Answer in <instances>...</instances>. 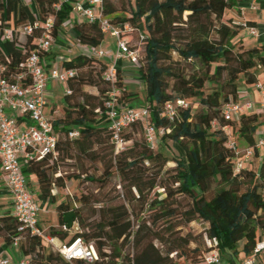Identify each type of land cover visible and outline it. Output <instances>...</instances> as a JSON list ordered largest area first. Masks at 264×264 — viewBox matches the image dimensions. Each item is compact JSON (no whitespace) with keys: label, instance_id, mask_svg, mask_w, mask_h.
Wrapping results in <instances>:
<instances>
[{"label":"trees","instance_id":"16d2710c","mask_svg":"<svg viewBox=\"0 0 264 264\" xmlns=\"http://www.w3.org/2000/svg\"><path fill=\"white\" fill-rule=\"evenodd\" d=\"M245 0H104L102 13L115 25L124 27L130 24L133 31L123 33L131 41L132 47L140 46L139 73L144 78L147 94V105L152 111L151 119L157 128L170 129L160 136L158 149L148 142L134 139V148L127 152H117V163L107 167V178L113 175L115 168L129 181L132 190L140 192L138 199L144 196L143 175L146 163L155 164L162 171L171 160L175 166L173 183L176 188H165L167 198L159 201L163 209L160 217H173L175 208L167 206L168 200L175 195H185L190 199L187 210L188 221L201 219L207 224L205 235L207 247L201 251L191 248L196 241L192 235L168 238L156 232H148L147 224L134 231L130 214L125 206H103L104 212L95 225H90L83 216V208L71 206L66 200L57 201L55 191L64 189L70 179H80L79 174L62 172L59 161L73 159L75 150L83 156L96 145L103 146L112 141L113 132L109 128L107 118L100 112L105 110L107 94L111 85L105 79L108 65L104 57L91 52H80L73 58L62 60L65 69H76V76L67 81L71 94L65 95L63 116L52 120L59 131V140L55 154L41 160H32L24 166L27 178L34 174L38 180L41 202L56 203L58 222L66 223V214L75 213V221L83 229L76 232L68 241L73 242L81 237L87 244H92L97 259L92 264H198L205 254L214 248L220 250L224 264H240L250 256L256 245L264 239V164L256 169L245 165L239 173L235 171V152L227 145V136L222 126L229 123L233 134L239 140L243 138L249 146L256 145V132L261 124L260 113L249 111L225 121L222 106L229 100H236L239 90L244 85H252L264 74V45L245 46L233 40L238 36L241 25L235 23L234 10ZM58 0H0V35L7 28H17L26 23H33L37 16L46 22L54 17V35L64 43L65 23L71 18L72 6L67 3L61 10L54 4ZM35 8H32V6ZM77 41L91 49H98L106 40L97 22L90 23L84 19L74 22ZM249 24V23H248ZM251 25V24H250ZM40 34L37 30L33 37L26 41L18 39L3 42L0 47V65L5 69L3 76L11 77L23 71V64L33 48V39ZM139 43L132 44L134 37ZM172 54H178L181 61L199 62L201 70L185 74L176 70L172 64ZM89 69L88 76L82 73ZM176 70V71H175ZM172 77L170 84L166 77ZM226 82L222 83L223 77ZM119 86L124 85L120 74ZM208 82L218 86L213 92L206 93ZM85 85L98 89L97 93L84 90ZM128 89L124 91L120 101H127ZM79 95L82 100H75ZM196 98L200 109L193 114L192 108L179 110L175 122L161 116L168 101ZM189 100V99H188ZM218 125L213 127V122ZM76 128L80 136L71 139L68 131ZM129 129L133 131L128 134ZM144 131L141 123H134L123 132L126 140L133 139V134ZM167 141H171L178 149V155L172 158L163 149ZM141 144V145H140ZM258 152V149H255ZM97 181L95 176L88 177ZM29 181V180H28ZM217 184V186H215ZM158 185L156 179L149 187ZM199 190V193L195 191ZM85 196H82L84 198ZM157 203V202H156ZM154 205V203L152 204ZM156 205V204H155ZM19 222L12 214L0 217V235L4 247L13 245L15 238L25 236L21 245L23 256L30 257V264H69L61 255L49 250L42 237L32 235L29 231H19ZM67 229L52 228L53 236L61 240L69 238ZM170 230V228L168 229ZM170 245L163 250L156 244ZM211 242V244H210ZM132 244L133 252L125 248ZM35 255V258H33ZM262 255L258 256V260ZM77 264H86V260L76 259ZM183 261V262H182Z\"/></svg>","mask_w":264,"mask_h":264},{"label":"built area","instance_id":"2783aa9c","mask_svg":"<svg viewBox=\"0 0 264 264\" xmlns=\"http://www.w3.org/2000/svg\"><path fill=\"white\" fill-rule=\"evenodd\" d=\"M26 2L30 1L26 0ZM103 2L104 0H58L54 7L58 11L63 8L64 4H71L75 16L90 23L97 22L106 37L114 39V61L108 65L105 72V79L110 83L111 89L107 94L105 110L100 112L107 118L109 128L113 132L112 141L115 150L119 152L125 149L128 140L123 137V132L137 122L142 124L148 144L157 148L160 136L170 132V129L157 128L154 125L151 119L152 111L147 104L131 106L125 100L120 101L127 87L118 62L126 60L139 69L142 48L140 46L132 47L131 41L123 36V33L134 30L130 24H125L121 28L103 15ZM250 6L252 9H256V0H251ZM245 27L250 35H258L255 26L245 24ZM53 29V16H50L46 22H42L37 16L33 23H26L15 29L7 28L0 35V42H5L17 39L18 33L26 37H33L37 30L40 31V34L33 39L34 46L28 53L22 72L8 78L2 75L5 68L0 65V160L5 184L13 195L12 215L20 224L19 231H29L32 235L46 238L50 243L57 245L58 237L46 236L45 230L40 225L41 201L36 192L32 190L24 173V166L30 161L41 160L50 154H55L56 151L60 134L56 131L52 119L46 115L48 104L46 93L50 82L58 81L67 84V81L75 77L77 73L76 69H65L62 65L48 67L44 63L43 56L53 51L57 41ZM91 51L98 57H105L107 54V51L101 47L91 49ZM120 74L123 76V86L117 84ZM253 86L260 94V106L264 109V75ZM240 92L239 90V94ZM64 93L65 95L71 94L72 91L67 86ZM189 107H191V102L188 99L168 101L161 116L175 122L179 116V110ZM253 109L254 101L250 99L243 102L229 100L222 106V115L228 122L236 115L253 111ZM19 116L29 118L30 123L26 128H21L19 125ZM217 125L218 123L214 121L213 127ZM222 129L227 136V145L235 152L234 168L239 173L254 155L255 149L264 146V136L256 141L255 147L242 148L229 123L224 124ZM68 136L71 139L78 138L80 131L71 128L68 131ZM262 183L264 187V179ZM62 228L67 229L68 224L63 225ZM21 239V235L15 238L13 246L18 247ZM2 246L3 238L0 235V248ZM57 249L67 261L76 259L93 261L98 258L94 246L87 244L81 237L71 243H61ZM259 255H264V239L256 245L253 253L240 264H256ZM0 264H30V257L23 256L21 260L15 262L0 250ZM198 264H224L220 250L212 249Z\"/></svg>","mask_w":264,"mask_h":264},{"label":"rangeland","instance_id":"374dc122","mask_svg":"<svg viewBox=\"0 0 264 264\" xmlns=\"http://www.w3.org/2000/svg\"><path fill=\"white\" fill-rule=\"evenodd\" d=\"M26 2V0H24ZM135 1V0H132ZM32 6V5H31ZM35 11V8L32 6ZM17 39L25 42L26 36L23 34H19ZM57 40V39H56ZM61 43L58 40L54 45L53 51L55 53L61 52V50H66L68 52V48H71L70 42L62 39ZM139 43L137 37H134L132 41L133 45ZM3 46V42H0V47ZM65 52V51H64ZM62 53V52H61ZM60 53V54H61ZM68 54V53H67ZM78 54V51L75 48L71 49V53L69 54L70 58H73ZM109 57H104V61H108ZM170 64L176 68V70H180L185 74H191L195 71L199 72L201 70V64L197 61L193 62H184L181 61L178 54H172V59ZM134 71H138L137 66H132ZM175 70V71H176ZM89 69H84L82 71L85 76H88ZM131 74V78L126 80V87L136 90L140 93L141 99H146V85L144 83V78L142 74L133 72ZM226 77L224 76L221 80L222 83L226 82ZM167 81L170 84L169 90H172L174 79L172 77L167 76ZM218 86L215 82L206 83L205 90L206 93L213 92L217 89ZM84 90L89 93H97L98 89L91 85H85ZM75 100H82L79 95H77ZM191 102V108L193 114L200 109V103L196 98H188ZM133 130L129 129L128 134ZM137 138L142 142H147L145 137V132L140 131L139 133L133 134V139L129 140L126 147L125 152L129 149L134 148L136 150H140L141 146L134 147V139ZM239 142L244 147L247 143L243 138H239ZM141 145V144H140ZM160 146V143L159 145ZM155 148V150H157ZM169 156L172 158L174 155H178V149L171 141H167L166 145L163 148ZM76 156L73 159H63L59 161L60 168L62 172L75 173L80 175V179H70L67 181V186L64 189H59L56 191L57 201L66 198V201L74 207L83 208V216L86 221L90 225H95L104 212H101L100 208L103 206H125L128 209L130 214V220L132 222L133 230H138L139 226L142 224H147L150 229L148 232H156L168 238L170 233H173L175 236H188L192 235L193 238H196V241H193L190 244L191 248H199L201 251L205 250L207 245V239L205 235V230L207 224L201 219L197 218L193 221H188V215L186 214L187 210L190 208V199L185 195H175L174 197L169 198L167 206H172L177 211V214L173 217L163 215V209L159 201L167 198V193L165 188L161 186V184H166L170 189L176 188V184L173 183V172L171 168L175 166L174 161H170L166 164L164 169L161 171L159 167L155 164H151L149 162L146 163L147 169L145 170V174L143 175V188H144V196L141 199H138L140 196V192L133 188L132 190L129 187V181L123 179L121 174L114 168L113 175L107 178V167H111L117 163V156L115 153V148L111 146L109 141L103 146L96 145L92 150L88 151V154L83 156L78 153L76 150L74 151ZM253 168H257L255 163L253 164ZM90 176H95L97 181H91L88 179ZM156 179L158 185L151 189L149 187L152 180ZM217 186V184H215ZM197 193H199L198 189H195ZM82 196H85L82 198ZM157 202V203H156ZM154 203V205H152ZM156 204V205H155ZM57 205V204H56ZM55 206H52L54 209ZM42 228L45 230L46 236H53L51 233L52 228L62 229V226L58 223L57 214L55 211L51 215H49V219L42 220ZM170 228V230H168ZM89 229H83L79 226L78 222L75 221L73 227L68 231L69 238L67 240H59L56 241L57 245L50 243L46 238H43L49 246V250H52L54 254H60L57 247L61 243H66L70 240V238L78 231ZM26 241V237L23 236L19 242L18 250L21 251V245ZM156 244L165 250L170 245L164 244L163 246L159 241H156ZM126 252H133L132 244H128L125 248ZM35 258V255H33ZM69 264H77L76 261H68ZM183 262V261H182ZM33 264H40L35 262ZM86 264H92L91 261H87ZM257 264V263H256ZM258 264H264V261H261Z\"/></svg>","mask_w":264,"mask_h":264},{"label":"crops","instance_id":"0c3cea01","mask_svg":"<svg viewBox=\"0 0 264 264\" xmlns=\"http://www.w3.org/2000/svg\"><path fill=\"white\" fill-rule=\"evenodd\" d=\"M29 1L31 3L32 0ZM256 4H257V8L252 9L250 6L251 0H245L241 4V6L237 7L234 10L235 23L242 26V29H240L238 36L233 40L234 42H240L245 46L264 45V0H256ZM79 19L81 18L75 16V14L71 12V18L65 23V28L67 33H65V35L62 37V39H64L65 41L70 42L69 44H71L70 46L71 48H68L67 50L68 52H66V50L63 49L61 50L62 53L61 52L55 53V51H52L49 54H45L43 56V61L48 67L61 66L62 60H64L65 58H70L69 54L71 53L72 48H75V50H77L78 53L83 51L88 53L91 52V49L89 47L84 46L77 41V37L75 35L76 27L74 22ZM248 23L257 28L258 30L257 36H252L249 34L248 29L245 27V24ZM101 48L107 51V54L105 56V57L107 56L109 57L107 62L112 63L114 61V52H115L114 39L111 37H106V40L102 44ZM118 65L122 69L124 80L130 79L131 74H134L133 72H136V75L139 73L138 71H134L135 69L132 68L134 64H132L129 61L126 60L119 61ZM263 75L264 74H262L260 78H263ZM66 87L67 84L58 81H51L48 86V91L46 93V98L48 101V104L46 106V115L52 120L61 118L63 116V106L65 104L64 90ZM127 89L128 92L130 93L129 97L127 98V103L129 105L141 106L147 103V94H146V99L143 101L140 100L141 95L139 92L131 88H127ZM240 91L241 92L236 100L240 102H243L248 99L254 101L253 111H257L260 113L261 124L256 132V140H258L259 138L264 136V109H262L260 106V99H261L260 94L254 88L253 84L242 86L240 88ZM18 122L21 128H26L29 125L30 120L26 116H19ZM247 146L249 145L246 144L244 147H242L241 145L242 148H245ZM254 163L257 167L264 164V146L259 148L258 152H254V155L250 158L248 162H246L245 165H249L250 167H252ZM28 180L32 190L35 191L36 194H38L39 184L36 176L32 174L28 177ZM61 200H66V198H63ZM52 206H55V208L52 209ZM56 206H57L56 203H53L52 201L41 202V213L39 218L41 227H42V220L49 219V215H51L53 211L56 212L58 218V212ZM13 208H14L13 195L11 194V192L9 191V189L5 184L4 174L3 171L1 170V160H0V217L7 214H12ZM0 250H2L5 254L9 255L15 262H18L23 257V254L21 253L20 250H18V247H15L13 245H11L10 247H4L3 245L0 248ZM261 261H264V255L261 256L260 260H257V264L260 263Z\"/></svg>","mask_w":264,"mask_h":264},{"label":"water","instance_id":"95a60500","mask_svg":"<svg viewBox=\"0 0 264 264\" xmlns=\"http://www.w3.org/2000/svg\"><path fill=\"white\" fill-rule=\"evenodd\" d=\"M66 223L69 227H73L75 223V213L74 211H70L66 214Z\"/></svg>","mask_w":264,"mask_h":264}]
</instances>
